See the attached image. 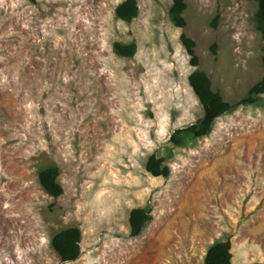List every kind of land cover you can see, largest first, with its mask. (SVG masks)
Wrapping results in <instances>:
<instances>
[{
    "label": "rangeland",
    "instance_id": "obj_1",
    "mask_svg": "<svg viewBox=\"0 0 264 264\" xmlns=\"http://www.w3.org/2000/svg\"><path fill=\"white\" fill-rule=\"evenodd\" d=\"M123 1L0 0V264H204L226 241L232 264L264 263V94L207 136L175 134L204 116L194 70L230 104L264 78L257 2L185 0L181 28L173 0H137L130 22ZM152 155L167 177L146 170ZM49 166L56 198L39 182ZM136 208L152 219L132 236ZM70 227L81 254L64 263L51 239Z\"/></svg>",
    "mask_w": 264,
    "mask_h": 264
},
{
    "label": "trees",
    "instance_id": "obj_2",
    "mask_svg": "<svg viewBox=\"0 0 264 264\" xmlns=\"http://www.w3.org/2000/svg\"><path fill=\"white\" fill-rule=\"evenodd\" d=\"M254 1L257 2V11L255 13L256 27L264 33V0ZM185 9V0H173L170 8V16L177 27L183 28L186 25L183 17ZM138 13L139 7L137 0H124L115 10L117 18L125 22H130L135 19ZM180 39L187 54L190 56V64L197 67L199 61L195 52V42L185 34H182ZM113 51L122 57H132L136 53V45L134 43L130 45L114 43ZM188 82L203 108L204 116L199 124L175 133L181 139L180 141H185V139L194 140L207 136L211 132L213 124L218 117L232 111L238 105L253 104L261 94H264V78L251 87L248 96L238 104H230L218 92L214 91L211 87L210 78L201 70H194L189 75ZM172 141L175 144H180L176 138H173ZM146 170L154 177H167L169 175V169L163 165V159L155 155H152L148 159ZM58 177L59 170L57 166H49L39 172L40 185L49 195L55 198L63 193V188L58 182ZM151 219L150 212L146 209L136 208L131 210L129 215L131 235L138 236ZM80 242L81 232L79 228L70 227L56 233L51 239V246L62 262H73L80 257ZM232 258L231 243L229 241L218 242L208 249L204 264H232Z\"/></svg>",
    "mask_w": 264,
    "mask_h": 264
}]
</instances>
